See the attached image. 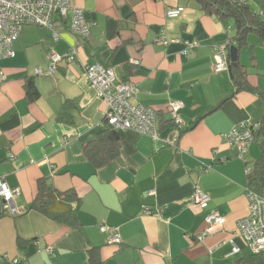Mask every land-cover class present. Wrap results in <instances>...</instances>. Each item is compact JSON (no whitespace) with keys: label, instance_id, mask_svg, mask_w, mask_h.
Wrapping results in <instances>:
<instances>
[{"label":"crops","instance_id":"obj_1","mask_svg":"<svg viewBox=\"0 0 264 264\" xmlns=\"http://www.w3.org/2000/svg\"><path fill=\"white\" fill-rule=\"evenodd\" d=\"M70 3L92 24L87 38L71 33L69 17H55L52 29L24 27L14 56L0 60V179L19 190L12 200L16 214L0 199L4 263L91 264L93 251L97 264H264V253L252 254L234 235L248 214V176L264 150V39L251 33L237 50L249 89H236L228 71L212 70L217 48L227 49L235 36L234 25L206 15L194 0ZM247 3L257 14L264 11V0ZM178 7V17H165ZM71 48L75 62L62 60L46 75L49 55ZM94 64L137 86L131 103L158 112V138L133 130L115 132L117 143L105 138L112 131L103 124L105 104L84 74ZM28 80L39 94L32 102ZM174 101L182 103V128L167 113ZM242 123L256 126V133L238 159L221 135ZM96 141V158L113 155L100 167L84 152ZM39 180L75 192L78 228L30 210ZM196 187L210 198L203 210L193 201ZM212 212L224 218L222 226L205 223ZM100 226L118 228L121 243L112 244Z\"/></svg>","mask_w":264,"mask_h":264},{"label":"built area","instance_id":"obj_2","mask_svg":"<svg viewBox=\"0 0 264 264\" xmlns=\"http://www.w3.org/2000/svg\"><path fill=\"white\" fill-rule=\"evenodd\" d=\"M181 12L182 8L179 7L168 9L165 12V17L176 18ZM55 17L62 19L69 17V29L72 34L82 38L89 36L92 24L84 19L81 9L71 6L70 0H0V60L14 56L13 43L24 27L35 26L52 29ZM159 39L165 42L163 36ZM171 41L175 42L174 40ZM231 44V41H227L225 45ZM76 57L77 52L73 48L63 55L50 54L49 65L45 74H53L62 60L75 62ZM131 62L138 63L135 60H131ZM212 70L214 73L228 71V56L225 48H217ZM36 74H41V71L36 70ZM84 74L88 83L96 89L97 96L105 104L103 124L106 127L117 133L133 130L141 135L158 138V112L151 107L131 103V100L138 93V88L134 83L116 81L111 68L98 64L85 66ZM181 107V102L174 101L169 103L167 109L170 120L177 128L183 127V122L179 117ZM255 130L256 126L242 123L221 137L231 148L236 149L238 159H242L248 147L255 141ZM249 171V169L246 170L247 173ZM18 194V188L11 189L0 179V199L4 204V209L10 214L17 213L16 208L12 205V200ZM244 195L247 200L248 214L236 222L234 235L243 240L252 254H263L264 196L259 195L249 187L245 188ZM209 199L208 194L201 188H195L193 201L201 210L207 207ZM158 211V209L153 212L145 209V214L157 213ZM204 221L209 227H220L225 222L224 218L217 212L205 216ZM100 232L110 233L112 244L121 243L118 228L100 226ZM229 243L231 254H237L240 248L233 239L229 240ZM4 259L5 257L0 256V264ZM13 262L18 263L16 260Z\"/></svg>","mask_w":264,"mask_h":264},{"label":"trees","instance_id":"obj_3","mask_svg":"<svg viewBox=\"0 0 264 264\" xmlns=\"http://www.w3.org/2000/svg\"><path fill=\"white\" fill-rule=\"evenodd\" d=\"M206 15L212 16L220 22H230L234 25L235 36L232 39V44L226 46L228 56V72L230 73L236 89H249L245 84V73L238 65L237 59L235 66L230 60L229 49L235 47L237 50L246 44V39L249 34L255 33L260 38L264 39V11L257 14L248 5L247 0H194ZM26 98L29 102L34 101L38 97V91L31 80L25 84ZM67 109V104H64L59 113V118L62 119ZM105 138H111L117 143L118 135L114 132H105ZM256 133V132H255ZM98 142H102L98 137ZM96 144V145H95ZM96 143L91 142L84 146L86 157L92 161L95 167H100L110 160L113 155L95 157L94 148ZM110 153V152H109ZM248 187L258 194H262L264 189V150L260 160L255 162L252 173L248 176ZM79 203V198L73 190L60 192L47 184L44 180L37 182V192L30 205V210L40 213L47 218L64 224L71 228H78L79 222L76 216V210ZM75 205V206H74ZM91 264H97L95 253L90 251ZM2 261L1 264H5Z\"/></svg>","mask_w":264,"mask_h":264},{"label":"water","instance_id":"obj_4","mask_svg":"<svg viewBox=\"0 0 264 264\" xmlns=\"http://www.w3.org/2000/svg\"><path fill=\"white\" fill-rule=\"evenodd\" d=\"M236 52H237V49L235 47H233V46L230 47L229 54H230V60L233 63V66H235Z\"/></svg>","mask_w":264,"mask_h":264}]
</instances>
